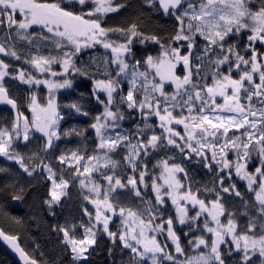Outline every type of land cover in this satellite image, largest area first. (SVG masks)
I'll use <instances>...</instances> for the list:
<instances>
[{
	"label": "snow or ice",
	"instance_id": "6c2138e0",
	"mask_svg": "<svg viewBox=\"0 0 264 264\" xmlns=\"http://www.w3.org/2000/svg\"><path fill=\"white\" fill-rule=\"evenodd\" d=\"M143 6L171 29L107 25L126 8L118 0H0V105L12 113L0 126V217L24 226L9 209L26 202L22 181L40 176L49 215L70 188L84 202L86 221L51 227L68 264H90L101 232L127 264H264V0ZM99 49L94 67L78 66ZM79 76L99 107H64L89 119L93 150L57 155V141L87 139L60 124L58 94ZM17 82L26 96L14 94ZM186 161L209 181L197 182ZM0 240L21 264H43L19 234L0 229Z\"/></svg>",
	"mask_w": 264,
	"mask_h": 264
},
{
	"label": "trees",
	"instance_id": "16d2710c",
	"mask_svg": "<svg viewBox=\"0 0 264 264\" xmlns=\"http://www.w3.org/2000/svg\"><path fill=\"white\" fill-rule=\"evenodd\" d=\"M126 5L121 9L119 15L112 14L107 19V25L119 26L126 24L130 20H137L144 31L157 32L166 34L171 29V22L167 21L162 15L144 10L143 0H118ZM258 7V5H256ZM2 35V34H0ZM246 39V38H245ZM149 48L153 47L151 45ZM137 56L143 53V49L139 44L136 45ZM103 53L102 49L98 51L88 50L81 54L76 61L78 66L94 67L93 58H99ZM91 80L79 76L73 81V88L61 91L58 96L61 103V111L64 119L60 122L61 131L66 128L86 129L85 135L87 139L81 137L65 138L57 141L59 148L56 150L58 155L62 151L68 150H87L89 153L93 150L94 135L88 127L89 119L78 116L75 112L64 105L71 102L80 103L85 109L93 111L99 107L95 104V100L91 97ZM7 120L11 118V113L6 111ZM127 119L132 120L131 117ZM4 183V177L0 176V185ZM29 187L26 195V202L15 207H10L9 211L12 216H16L23 221V227L15 225L10 219H5L8 228L0 229L9 233H17L20 236L19 243L34 255L38 261L43 264H68L70 255L64 251V246L60 243V237L51 230L52 225L64 223L71 220L79 223L81 218L85 221L87 217H83V201L78 196L77 190L69 189V195L62 199L61 206L56 208V216L48 214L47 209L43 206V198L46 194L45 182H39L36 185L25 183ZM89 207V206H88ZM5 227V226H4ZM114 230V228H113ZM112 247L111 242L103 235L97 236V244L94 245L93 252L90 256V264H127L129 256L125 254L126 250L121 251L119 248L110 255L109 248ZM0 264H14L10 258L0 248Z\"/></svg>",
	"mask_w": 264,
	"mask_h": 264
},
{
	"label": "rangeland",
	"instance_id": "374dc122",
	"mask_svg": "<svg viewBox=\"0 0 264 264\" xmlns=\"http://www.w3.org/2000/svg\"><path fill=\"white\" fill-rule=\"evenodd\" d=\"M102 51H103V49H102ZM10 87H13V89H14V94L15 95H17L18 97H24V96H26L27 95V86L26 85H20V84H18V82L15 84V85H10ZM61 91H64V90H61ZM41 95L43 96V93H41ZM9 112V111H8ZM8 120H7V113H6V111L5 110H0V126H2L4 123H6ZM33 148H35V144L33 145ZM25 151H28L27 149H25ZM8 164V162L7 161H5V160H3V158H0V167H3V166H6ZM23 183H29L30 185H38L39 184V182H45V180L43 179V178H41L40 176H37V178L35 179V180H31L30 182H29V180L26 178L24 181H22ZM46 183V182H45ZM89 206V208H91V205H88ZM242 219V218H241ZM242 220H244V219H242ZM246 222V221H245ZM117 223H118V221H117ZM0 225H1V227H3V228H8L9 229V227H7L6 225H7V223L5 222V219L3 218V217H0ZM5 226V227H4ZM112 228H114V230H115V228H116V224H113L112 225ZM98 235H103V236H105L107 239H108V237L106 236V235H104L102 232L101 233H99ZM97 235V236H98ZM185 244H186V240H185V242H184ZM93 249H94V246H93ZM93 249H90V256H91V254H92V252H93Z\"/></svg>",
	"mask_w": 264,
	"mask_h": 264
},
{
	"label": "flooded vegetation",
	"instance_id": "af4514ba",
	"mask_svg": "<svg viewBox=\"0 0 264 264\" xmlns=\"http://www.w3.org/2000/svg\"><path fill=\"white\" fill-rule=\"evenodd\" d=\"M136 119H137V121L139 120L138 116L136 117ZM123 123H124L125 129H131V128L134 127L133 120H129V119L126 118ZM115 158L120 159L121 157L116 156ZM185 163L187 164V166H188V168L190 170V174L195 178V180L197 182H199V183L202 184V183H206V182L209 181V178L204 176V172H203L202 169H200L199 165H197L195 162L189 163V162L186 161ZM233 207L234 208H241L242 205H240V204H234ZM242 219H244L246 221L245 218H242ZM177 227L179 228L180 226L177 225ZM186 230L187 229H185V231ZM180 234L183 237V233H180Z\"/></svg>",
	"mask_w": 264,
	"mask_h": 264
},
{
	"label": "water",
	"instance_id": "95a60500",
	"mask_svg": "<svg viewBox=\"0 0 264 264\" xmlns=\"http://www.w3.org/2000/svg\"><path fill=\"white\" fill-rule=\"evenodd\" d=\"M0 110L9 111L11 113V109L4 105H0ZM0 248L14 264H21L18 255L3 240H0Z\"/></svg>",
	"mask_w": 264,
	"mask_h": 264
}]
</instances>
